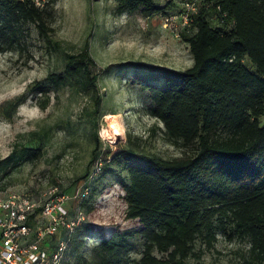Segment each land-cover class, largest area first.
Listing matches in <instances>:
<instances>
[{
	"label": "trees",
	"instance_id": "16d2710c",
	"mask_svg": "<svg viewBox=\"0 0 264 264\" xmlns=\"http://www.w3.org/2000/svg\"><path fill=\"white\" fill-rule=\"evenodd\" d=\"M187 1L197 5L196 11L188 12L189 21L180 34L189 45L192 65L184 69L149 65L163 85L142 75L133 82L147 91V113L163 123L171 141L192 153L165 158L125 146L109 161L105 158L104 175L120 174L114 164L127 171V177L120 180L121 198L127 206L126 218L137 225L108 235L103 227L84 221L71 235L70 245L79 231H84L81 244L89 234L97 242L90 258L78 253L74 264H189L191 256L202 264L204 250L196 249V240L201 238L206 249H211L218 232L229 240L237 237L249 242L243 255L246 264H264V123L260 121L264 115V0H181L176 12L181 20ZM116 2L119 13L140 10L147 16L166 7L156 0ZM54 3L0 0V51L20 42L27 23L49 36ZM172 3L174 0L167 2ZM97 70L98 63L86 43L81 50L65 54L62 70L49 72L45 83L34 85L46 96L45 104L52 89L68 84L92 100L86 113L96 127L95 148L103 100ZM25 100L26 95L21 94L9 101L5 113L11 116ZM42 153L40 144L15 147L0 159V172L7 174L18 163L33 161ZM92 171L87 168L77 177L88 189L82 198L85 203L96 180ZM60 193L68 192L60 188ZM63 230V238L68 237ZM54 235H48L44 243ZM137 239L142 240L143 249L139 257H133ZM69 246L60 264H68L64 257Z\"/></svg>",
	"mask_w": 264,
	"mask_h": 264
},
{
	"label": "rangeland",
	"instance_id": "374dc122",
	"mask_svg": "<svg viewBox=\"0 0 264 264\" xmlns=\"http://www.w3.org/2000/svg\"><path fill=\"white\" fill-rule=\"evenodd\" d=\"M156 1L166 6L165 11L147 16L140 10L119 13L116 0H55L49 36L40 34L35 24L27 23L20 42L0 51V159L22 145L40 144L43 152L33 161L18 163L7 174L1 171L0 188L26 192L41 204L54 186L66 190L70 196L76 194L83 183L77 177L87 168H95V157L100 154L99 163L103 166L105 158L109 161L110 156L125 146L165 158L192 153L171 141L163 123L147 113L145 107L150 103L147 91L133 82L134 77L142 75L163 85L158 72L151 71L149 65L184 69L193 63L189 45L180 35L184 21L176 12L182 6L181 0H174V6H169L168 0ZM86 43L98 63L103 93L97 119V148L96 127L86 113L92 105L88 96L68 84L52 89L45 104L46 96L34 89L36 82H46L49 72L63 69L67 52H77ZM135 62L144 66L136 67ZM21 94L26 95V100L8 116L4 106ZM260 121L264 123V115ZM114 124L119 127L118 134L113 133ZM112 166L120 174L104 175L103 170L96 173L89 201L85 203L78 197L65 202L72 213L81 207L87 223L103 227L108 235L116 229L137 225L135 220L126 218L127 206L121 198L120 180L127 177V171L123 165ZM64 232L61 228L43 243L47 250L64 237ZM82 233L79 231L78 239L65 253L68 264L78 260V253L91 257L97 239L89 234L81 244ZM217 236L211 249H206L201 238L196 240V249L204 250L199 262L246 264L243 255L249 250L247 240L237 237L229 240L221 232ZM135 243L131 254L139 257L142 240ZM188 262L198 264V259L191 256Z\"/></svg>",
	"mask_w": 264,
	"mask_h": 264
},
{
	"label": "built area",
	"instance_id": "2783aa9c",
	"mask_svg": "<svg viewBox=\"0 0 264 264\" xmlns=\"http://www.w3.org/2000/svg\"><path fill=\"white\" fill-rule=\"evenodd\" d=\"M196 7V1L185 2V11L181 14L183 23L189 21L188 12L196 11ZM99 161L93 168V178L101 170ZM82 186L73 196L60 193L59 187L54 186L50 196L41 204L26 192L0 188V264H60L70 245L71 235L86 221L82 209L72 213L65 205L70 198L87 196L88 189ZM38 208L40 211L35 213ZM41 216L47 219L46 223ZM61 228L66 230L68 237L58 239L54 250H47L43 245L45 238L58 233Z\"/></svg>",
	"mask_w": 264,
	"mask_h": 264
},
{
	"label": "bare ground",
	"instance_id": "6f19581e",
	"mask_svg": "<svg viewBox=\"0 0 264 264\" xmlns=\"http://www.w3.org/2000/svg\"><path fill=\"white\" fill-rule=\"evenodd\" d=\"M113 129H114V131H113L114 134H118L119 131H120L119 127L117 125H115V124L113 125Z\"/></svg>",
	"mask_w": 264,
	"mask_h": 264
}]
</instances>
